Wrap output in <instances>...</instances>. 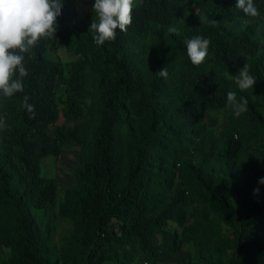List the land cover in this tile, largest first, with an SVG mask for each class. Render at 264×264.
I'll list each match as a JSON object with an SVG mask.
<instances>
[{
    "label": "trees",
    "instance_id": "trees-1",
    "mask_svg": "<svg viewBox=\"0 0 264 264\" xmlns=\"http://www.w3.org/2000/svg\"><path fill=\"white\" fill-rule=\"evenodd\" d=\"M187 1L133 0L127 31L117 29L114 42L97 45L93 33L76 25L75 0H62L59 39L74 53L90 50L104 77L98 87L100 115L80 178L84 189L75 252L64 264H126L127 249L136 240L144 261L157 264V238L168 251H175V234L166 226L182 221L193 206L185 180L175 185L169 177L174 167L190 159L204 169L234 170L248 149L237 125L218 137L209 129L208 119L211 110L228 107L226 93L235 91L233 76L245 64L256 84L261 82L264 25L258 18H264V0H254L260 12L255 18L237 9V0H199L197 10L181 22V34L169 33L168 27L180 24ZM197 12L220 22L219 27L201 23ZM150 29L167 37V80L152 74L140 53ZM195 35L211 41L199 66L192 64L183 42ZM51 42L41 38L33 49L34 59L26 56L29 74L24 92L0 97V116L9 126L0 130V248L13 250L0 264H57L30 209L55 206L57 183L43 175V163L58 157L63 144L79 143L88 132L83 107L92 94L86 84L92 61L79 59L67 73L59 60L49 57ZM25 95L34 105V117L22 107ZM260 99L264 112V94ZM62 112L73 124L58 126L52 136L50 129ZM138 118L148 125L140 133L131 125ZM159 122L160 129L155 126ZM166 122L179 125L182 133L171 131ZM167 161L171 164L163 169ZM196 178L234 233L221 243L210 264H263L264 187L249 199L238 200L234 212L223 195V184H215L202 172Z\"/></svg>",
    "mask_w": 264,
    "mask_h": 264
},
{
    "label": "rangeland",
    "instance_id": "rangeland-1",
    "mask_svg": "<svg viewBox=\"0 0 264 264\" xmlns=\"http://www.w3.org/2000/svg\"><path fill=\"white\" fill-rule=\"evenodd\" d=\"M199 0H188L185 3L180 24L176 27L178 34L182 32L181 22L190 17L197 10ZM77 7L76 25L89 32L93 19L98 22V17L92 11L95 0H75ZM264 25V18H258ZM92 33V32H91ZM94 34V33H93ZM145 61H148L152 74L169 65V46L167 37L161 36L154 29L149 30L146 45L142 47ZM49 57L59 60L67 69L71 63L89 58L92 62L89 66L86 84L92 94L86 99L84 112L89 118L88 132L81 142H69L63 144L60 154L56 158H50L43 163V175L52 178L57 183V201L54 207L49 210L30 209L32 218L37 222L42 235L48 242L49 251L57 264H64L65 260L73 257L74 245L78 236L80 226L79 206L83 197V185L81 174L86 160V155L92 136L95 133V126L100 115L101 104L98 87L104 77L93 60L92 52L88 49L82 53L70 51L68 46L61 42L57 33L52 40L49 50ZM261 55L264 57V48ZM249 72L251 74L250 68ZM261 82L255 84L253 89L240 91L235 85L237 99H247V111L236 117L230 107L209 112V129L220 136L221 133L237 125L247 140L248 149L244 153L240 165L234 170L222 168H203L197 162L188 159L174 167L173 173L169 176L177 185L185 180L193 197V206L187 215L180 222H168L166 228L175 234V251H168L160 243V259L157 264H210L215 254L220 250L221 243L234 236L230 227L221 219L218 210L212 202V197L207 189L197 180L196 174L202 172L215 184H223V195L228 200L234 212L238 211V200L249 199L254 195V189L261 190L264 184H260V178H264V112L260 97L264 94V62L261 65ZM64 87L59 89V104L63 108L65 104ZM62 110V109H61ZM160 123V122H159ZM64 113L58 123L50 129L52 136L55 130L61 125H72ZM132 129L138 133L147 129L146 121L142 118L134 119ZM171 131L182 133L179 125L169 126ZM155 126L160 129L161 123ZM1 144V140H0ZM171 161L164 164L163 169L170 166ZM202 167V168H201ZM172 182V181H171ZM120 230V227H117ZM138 241L127 249L126 264H147L136 248ZM261 253L264 256V247ZM13 250L7 247L0 248V260L9 259ZM264 264V263H263Z\"/></svg>",
    "mask_w": 264,
    "mask_h": 264
},
{
    "label": "clouds",
    "instance_id": "clouds-1",
    "mask_svg": "<svg viewBox=\"0 0 264 264\" xmlns=\"http://www.w3.org/2000/svg\"><path fill=\"white\" fill-rule=\"evenodd\" d=\"M62 0H0V97L12 98L17 93L24 92V78L28 76L26 56L34 59L33 49L39 46L41 38L54 40L58 28V17L61 15ZM133 0H95L92 11L98 17L92 20L89 32L94 33L93 39L97 45L114 42L118 33L126 32L132 23ZM236 8L247 17H258L260 12L254 0H237ZM201 23L207 22L212 27H219L215 19L206 20L197 12ZM247 23V21L245 22ZM167 31L178 34L176 27H168ZM187 55L193 65L199 66L208 56L210 39L195 35L185 39ZM157 76L167 80L168 69L158 70ZM233 82L240 91L253 89L257 78L250 74L247 64L241 67L233 76ZM29 97L23 96L22 107L33 117L34 105L28 103ZM247 99H237V93L229 90L226 93V104L235 116L239 117L247 111ZM5 118L0 116V130H8ZM264 184V178H260ZM259 188L254 189V194Z\"/></svg>",
    "mask_w": 264,
    "mask_h": 264
}]
</instances>
